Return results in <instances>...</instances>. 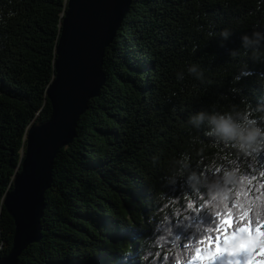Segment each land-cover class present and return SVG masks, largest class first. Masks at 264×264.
I'll use <instances>...</instances> for the list:
<instances>
[{"label":"trees","instance_id":"obj_1","mask_svg":"<svg viewBox=\"0 0 264 264\" xmlns=\"http://www.w3.org/2000/svg\"><path fill=\"white\" fill-rule=\"evenodd\" d=\"M68 3L0 0V258L13 245L15 224L4 203L21 171L29 130L52 113L47 91ZM225 29L232 33L228 40L220 36ZM254 30H264V0H132L106 49L100 96L89 102L76 138L55 159L42 239L22 252L19 264H164L166 256L173 264L174 257H186L184 245L213 213L184 174L264 171V153L254 162L215 143L206 125L189 123L201 111L249 106L253 118L264 117L255 111L264 106V49L253 60L241 45ZM192 65L202 78L189 74ZM245 66L252 75L237 82ZM185 158L189 168L181 170L177 162ZM174 174L175 185L169 183ZM247 187L229 186L226 203ZM147 250L153 257L144 260Z\"/></svg>","mask_w":264,"mask_h":264},{"label":"water","instance_id":"obj_2","mask_svg":"<svg viewBox=\"0 0 264 264\" xmlns=\"http://www.w3.org/2000/svg\"><path fill=\"white\" fill-rule=\"evenodd\" d=\"M132 0H69L56 50L55 79L47 91L51 116L30 128L25 158L5 208L15 224L10 252L0 264H19L22 252L42 239L45 194L55 159L76 138L89 102L106 83L103 63Z\"/></svg>","mask_w":264,"mask_h":264},{"label":"clouds","instance_id":"obj_3","mask_svg":"<svg viewBox=\"0 0 264 264\" xmlns=\"http://www.w3.org/2000/svg\"><path fill=\"white\" fill-rule=\"evenodd\" d=\"M231 35L232 33L227 29L220 33V36L224 40H228ZM241 45L245 50L252 53L253 60H259L261 49H264V30H254L251 35L242 36ZM231 55L236 56L237 52L233 51ZM188 72L189 74L197 76V78L203 77V72L196 65L190 66ZM251 75L252 72L247 70L245 66V69L241 70L240 74L235 77V80L238 82L242 78ZM261 77L264 78V73L261 74ZM177 78L182 80L184 78L183 73H179ZM232 91L238 93L240 89L233 88ZM250 109L251 106L244 111L223 114L215 111L211 113L201 111L192 115L189 123L197 129L206 125L208 130L205 132V135L213 138L215 143H222L225 147L231 145L239 156L252 158L255 162L256 158L261 153H264V127L260 126L261 123H264V117H260L259 119L253 118V111ZM255 111H264V106H258ZM177 163L180 165L181 170L189 168L186 158ZM228 163L235 165L237 161L229 160ZM242 176L244 175H242L239 168L229 167L222 169V174L213 178H209L205 174L190 171L184 174L183 179L192 193L203 200L205 207L214 213L215 209L231 195L229 186L238 185ZM178 181L179 177L176 174L169 178L170 184L175 185ZM202 189L203 191H201ZM173 235L174 231L168 233L169 238ZM153 246L156 245L154 244ZM176 251H178V248ZM151 257H153V252L147 250L143 259L149 260ZM164 264H168L167 256L165 257ZM173 264H178L177 258L175 257L173 258Z\"/></svg>","mask_w":264,"mask_h":264},{"label":"snow or ice","instance_id":"obj_4","mask_svg":"<svg viewBox=\"0 0 264 264\" xmlns=\"http://www.w3.org/2000/svg\"><path fill=\"white\" fill-rule=\"evenodd\" d=\"M253 181L264 189V171L241 177V184L248 187L236 192L231 205L226 198L216 208L208 226L184 245L188 255L178 264H264V193ZM253 192L252 201L247 200L246 194ZM189 207L196 211L193 205Z\"/></svg>","mask_w":264,"mask_h":264}]
</instances>
